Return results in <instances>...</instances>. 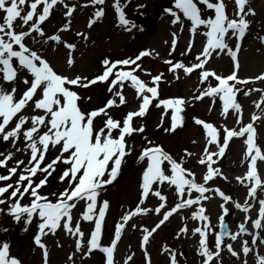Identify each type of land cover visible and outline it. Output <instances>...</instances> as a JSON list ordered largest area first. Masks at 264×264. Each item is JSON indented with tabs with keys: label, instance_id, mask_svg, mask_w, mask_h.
<instances>
[{
	"label": "snow or ice",
	"instance_id": "snow-or-ice-1",
	"mask_svg": "<svg viewBox=\"0 0 264 264\" xmlns=\"http://www.w3.org/2000/svg\"><path fill=\"white\" fill-rule=\"evenodd\" d=\"M130 4L132 0H0V146L4 149L0 151V169L4 170L0 174V206L7 205L6 209L0 207V213L6 212L14 223H22L25 232L35 223L33 243L42 250L43 264H48L49 258L44 238L58 231L72 241L67 264H77V260L85 264L95 252L102 254V264H117L118 246L128 226L141 233L139 246L145 264H151V239L174 215L182 221L174 239L195 238L199 264H224V252L233 264H264V175L258 167V161L264 162V150L257 142L255 127L258 121L264 123V88L249 87L264 83V72L243 78L238 75V54L254 23L249 17L257 15L251 0H233L231 14L226 0H169L162 8L173 29L170 41H165L169 45L166 57L144 48L123 58L103 57L91 76L71 72L77 63L78 45L65 40L61 33L72 31L74 15L91 8L86 27L92 29L112 10L116 27L129 34L133 30L144 32L143 25L128 18ZM147 7V3H137L133 11L143 16ZM56 11L64 23L50 33L45 24ZM185 31L188 40L180 56L192 54L187 62L173 56ZM75 36L85 43L89 40L83 31H76ZM198 36L202 38L200 48L194 53ZM255 39L264 47V35ZM61 47L66 50L64 66L71 74L58 71L49 59L48 52ZM222 56L231 61L227 75L208 67ZM144 58L161 59L172 80L166 79L163 71L153 75L143 66ZM193 73L198 75L199 86L190 97L162 96V84ZM100 85L105 89V99L89 109L86 106L93 97L86 94L87 90ZM126 89L133 91L136 105L114 116L113 109L119 113L129 104ZM241 93L244 97L259 93L258 100L253 101L258 112L253 111L247 123L238 101ZM206 98L210 101L208 111L211 113L219 101V115L225 121L231 115L234 126L192 117L203 133L199 153L184 149L176 158L147 134L146 122L136 124L155 108L160 116L154 131L173 134L185 126L186 109ZM233 139L241 140V163L247 164L246 171L234 177L245 190L242 202L215 185L217 178L230 182L217 165ZM131 156L140 166L137 202L122 212L104 243L110 201L103 193L118 180ZM194 156L203 169L199 179L193 169L185 167L186 160ZM53 181L54 190L44 191L52 189ZM169 194L174 197L172 201ZM152 198L157 203L149 206ZM216 198L220 202L214 224L206 203ZM26 199L28 202L23 203ZM78 207L80 211L74 216ZM237 211L242 219L236 221L233 230L227 218ZM149 215L159 217L152 227L132 222ZM85 222L91 225L87 233L82 228ZM189 222L194 226L190 228ZM8 231L0 227V232ZM237 243L239 249L234 247ZM57 247H62L59 241ZM162 252L167 264H180L179 257L184 256L168 245ZM133 258L134 253L122 264H130ZM0 264H22L12 255L8 240H0Z\"/></svg>",
	"mask_w": 264,
	"mask_h": 264
},
{
	"label": "rangeland",
	"instance_id": "rangeland-1",
	"mask_svg": "<svg viewBox=\"0 0 264 264\" xmlns=\"http://www.w3.org/2000/svg\"><path fill=\"white\" fill-rule=\"evenodd\" d=\"M83 2V0H82ZM137 3H147L148 7L142 11L145 15L141 16L133 11ZM228 5V12L231 14L233 9V0H226ZM169 5V0H132V4L128 6L126 12L128 13V18L134 20L137 24L143 25L145 31L138 32L133 30L131 34L124 32L121 28L115 26L113 19L112 10H108L107 15L101 22H98L93 26L92 29L86 27L87 19L92 11L91 8L83 9L78 11L72 21V31L68 33H61L62 37L69 42H76L78 45V51L75 53L77 63L71 72L82 73L84 75L91 76L95 73L100 65V60L108 56L112 59L123 58L129 55H133L139 49L149 48L159 51L161 57H166L169 50V45L165 44V41H170V31L171 29L168 23V17L163 16L162 8ZM250 6L255 9L257 15L255 17H249L254 23L251 28L250 34L247 36L242 44V50L238 54L240 61V70L238 75L240 77H247V74H255L258 70H264V47H262L255 36L264 35V0H251ZM64 23L60 12L56 11L51 19L45 24L46 31L52 33L56 28ZM76 31H83L89 35V40L87 43L80 38L75 36ZM201 37H197V43L194 48V53L200 48ZM188 40V33L185 31L181 34V38L178 41L177 51L173 53L176 59L187 60L192 58L190 54L187 58L181 57L180 52L184 50ZM261 49L257 51V49ZM49 59L56 66L58 71L69 72L64 66V59L66 57V50L61 47L57 52H48ZM248 56H253L254 58L263 62V64L258 65L255 69L251 71L246 70L248 66ZM143 66L149 69L153 75L160 71L165 72L166 79L172 80L171 74L167 73V66H165L161 59L144 58ZM209 68L215 69L218 74L227 75L231 71V61L227 56H222L219 59H213L211 64L208 65ZM69 72V74H71ZM145 80L149 79L147 76H143ZM198 75L193 73L190 77H181L179 81H174L171 84H162L161 93L163 97L169 96H184L190 97L198 87ZM249 87H260L264 88V83L256 82L254 85L250 84ZM84 94V93H82ZM87 95L93 97V102L86 107L89 109L100 104L101 101L105 99L106 92L102 85L95 86L90 90H87ZM255 97H244L243 94L238 95V101L243 106L244 110V122H249L250 114L253 111H257L254 108L253 101L258 100L259 93H255ZM126 96L128 98L129 104L127 106H122L119 110L113 109L112 114L118 116L120 113H126L135 107L136 101L133 99L134 93L131 89H126ZM210 101L206 98L201 102H194V104L186 109L185 112V126L183 128L177 129L173 134H164L162 132L154 131L155 124L157 123L160 111L152 108L148 116L144 121L139 119L136 120V124L139 125L142 122L147 123V134L155 139L158 143L163 144L165 149L169 151L174 157L179 158L183 153L184 149H188L194 153H199L203 147V133L202 130L193 123L192 117H198L206 121L213 122L217 125L226 123L229 127L234 126V119L230 115L225 121L219 115L220 103L217 101L215 109L210 113L208 111ZM167 123V118H165ZM257 128V142L264 150V123L259 121L256 123ZM192 140L198 141L196 145L191 143ZM135 143L137 146L140 145V137L135 138ZM243 144L240 139H233L230 142L229 148L226 150L225 156L220 159L218 165L224 174L229 177L230 182H226L217 178L215 185L219 186L226 194H230L235 198H239L241 202L243 201L245 190L240 187L234 177L241 175L246 170V163H241ZM4 150L0 146V151ZM21 158V157H17ZM134 156L127 158V163L123 165L120 176L116 182L107 187L105 193H103V198L110 201V210L107 214L106 228L103 235V242L107 243L112 235V230L114 223L119 220L122 212H124L129 207H134L137 202V184L139 180L140 166L134 164ZM26 159V158H25ZM246 165V166H245ZM185 167L193 169L197 173V178L199 179L200 173L203 171L201 166L196 163V157H192L186 160ZM4 170L0 169V174H3ZM56 182H52V189L45 188L44 191L54 190ZM169 201H172L174 197L169 194ZM26 199L23 203H27ZM219 199H213L206 203L208 214L210 215L212 222L215 224L217 221V215L219 213L218 203ZM154 198L148 201V205L156 204ZM7 208V205L0 206ZM80 211L78 207L74 211V216ZM255 216V211L252 213ZM159 217L155 215H149L144 218L134 219V223L141 224L142 226L152 227L156 222H158ZM242 219V214L236 212L235 216H230V227L235 230V223L237 220ZM182 221L179 215H174L170 218L169 222H166L151 239L148 246V251L151 255V264H167V256L162 252L164 245H168L177 250V252H186V259L179 257L180 264H199L200 258L196 255L195 238H181L179 240L174 239V236L181 226ZM194 224L189 222V227H193ZM0 227L8 228V232H0V240H8L11 244V253L17 256L22 264H43L42 250L35 246L33 243V235L36 232L35 223L30 226L29 231H23V224L14 223L11 217L7 216L5 213H0ZM91 227L88 223H83L82 228L87 233L88 229ZM141 238V233L139 231L133 230L128 226L127 230L124 232L122 239L118 246V251L116 253L117 264H122L124 258L128 255L134 253V258L130 264H145L143 252L139 246V240ZM57 241L62 245V247H57ZM210 245L213 243L212 238H209ZM230 242V241H229ZM44 243L46 244L49 251L48 264H67V256L72 252V241L70 238L66 237L62 231H58L57 235H49L44 238ZM234 247L239 249V244H235ZM224 264H233L232 258L227 252L223 253ZM79 264V260H77ZM85 264H102V254L95 252L91 259L85 261ZM239 264V262H236Z\"/></svg>",
	"mask_w": 264,
	"mask_h": 264
},
{
	"label": "bare ground",
	"instance_id": "bare-ground-1",
	"mask_svg": "<svg viewBox=\"0 0 264 264\" xmlns=\"http://www.w3.org/2000/svg\"><path fill=\"white\" fill-rule=\"evenodd\" d=\"M247 62H248V66H246V70L247 71H250L249 69H251V71L253 70V69H255L258 65H260V64H263V62H261L260 60H258V59H256V58H254L253 56H248L247 57ZM262 72H264V70H258V72H256L255 74H247V77H250V76H255V75H258V74H260V73H262ZM255 93L252 95L253 97H255ZM258 127H256V129H257ZM246 166V165H245ZM247 167V166H246ZM258 167H259V170H260V172H261V174L262 175H264V162H259L258 161ZM246 171V170H245ZM244 171V172H245ZM242 174H243V172H241ZM212 202H213V200H212Z\"/></svg>",
	"mask_w": 264,
	"mask_h": 264
},
{
	"label": "water",
	"instance_id": "water-1",
	"mask_svg": "<svg viewBox=\"0 0 264 264\" xmlns=\"http://www.w3.org/2000/svg\"><path fill=\"white\" fill-rule=\"evenodd\" d=\"M183 253H184V256H183V257H184V258H186V252H185V251H183Z\"/></svg>",
	"mask_w": 264,
	"mask_h": 264
}]
</instances>
